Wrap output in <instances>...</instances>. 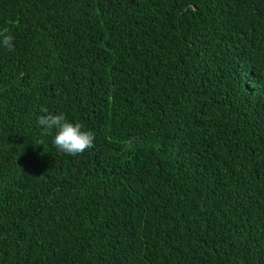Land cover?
Listing matches in <instances>:
<instances>
[{
    "label": "trees",
    "instance_id": "obj_1",
    "mask_svg": "<svg viewBox=\"0 0 264 264\" xmlns=\"http://www.w3.org/2000/svg\"><path fill=\"white\" fill-rule=\"evenodd\" d=\"M4 28L0 264H264V0H0Z\"/></svg>",
    "mask_w": 264,
    "mask_h": 264
},
{
    "label": "clouds",
    "instance_id": "obj_2",
    "mask_svg": "<svg viewBox=\"0 0 264 264\" xmlns=\"http://www.w3.org/2000/svg\"><path fill=\"white\" fill-rule=\"evenodd\" d=\"M0 38H2L0 39V46L8 51H14V36L10 34L8 28L0 31ZM40 111L43 114L37 118V123L41 126V134L53 135L52 144L58 152L76 156L94 147V133L82 130L81 123L69 122L63 114H52L44 106H41ZM43 143V140H40L37 141L36 145Z\"/></svg>",
    "mask_w": 264,
    "mask_h": 264
}]
</instances>
